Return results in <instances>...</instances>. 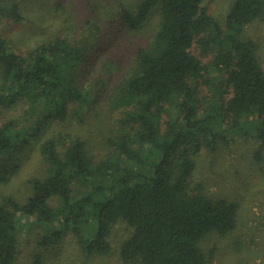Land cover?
<instances>
[{
	"label": "trees",
	"instance_id": "1",
	"mask_svg": "<svg viewBox=\"0 0 264 264\" xmlns=\"http://www.w3.org/2000/svg\"><path fill=\"white\" fill-rule=\"evenodd\" d=\"M22 1L0 0V21L23 20ZM89 1L80 45L58 35L22 53L0 35V185L28 149L42 164L26 200L0 199V264H101L118 223L117 264H208L203 241L231 234L240 204L193 185L196 159L241 130L264 148V68L246 31L264 0H234L224 24L214 0ZM105 10L126 32L154 16L155 29L126 64L106 55L89 84L81 67ZM98 119L105 155L79 134Z\"/></svg>",
	"mask_w": 264,
	"mask_h": 264
},
{
	"label": "rangeland",
	"instance_id": "2",
	"mask_svg": "<svg viewBox=\"0 0 264 264\" xmlns=\"http://www.w3.org/2000/svg\"><path fill=\"white\" fill-rule=\"evenodd\" d=\"M104 1L105 0H101ZM115 1V0H114ZM120 0H117V2ZM234 0H214L208 3L209 12L224 24L225 16ZM128 7L134 0H121ZM95 1L87 0H23V20L0 21V35L11 43L18 52L25 53L40 42H49L60 35L82 39L85 23L96 16ZM101 13V12H100ZM102 25L103 32L97 43L87 52L82 75L92 84L98 74L101 61L107 55L127 63L138 47L145 46L155 29L153 21L139 32H126L108 22L110 13ZM108 22V23H107ZM248 35L258 45V55L264 68V14L246 27ZM1 83V70H0ZM15 113V112H13ZM116 115V114H114ZM116 117V116H113ZM92 115L87 119L91 122ZM79 129V128H77ZM110 127L104 128L98 119L95 126L85 125L79 134L88 139L90 147L98 155H105L107 144L104 138L110 135ZM214 152L202 150L197 157L193 185H200L204 192L213 197H226L240 204L236 229L227 236L211 235L202 243L204 251L212 250L208 264H264V148L249 130L227 136ZM19 171L8 182L0 185V199L11 196L24 201L30 194L27 180L41 171V161L34 148L25 152ZM124 223L114 226L110 240L113 251L101 264H117L120 244L128 237ZM100 263V262H99Z\"/></svg>",
	"mask_w": 264,
	"mask_h": 264
}]
</instances>
